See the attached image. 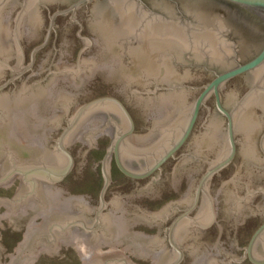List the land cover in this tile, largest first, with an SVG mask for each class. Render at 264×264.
Wrapping results in <instances>:
<instances>
[{"label":"water","instance_id":"95a60500","mask_svg":"<svg viewBox=\"0 0 264 264\" xmlns=\"http://www.w3.org/2000/svg\"><path fill=\"white\" fill-rule=\"evenodd\" d=\"M74 1L25 0L10 15L16 0H0V81L30 60L23 79L0 91V190L23 176L20 192L0 200V264H39L41 255L58 257L63 242L80 264H167L175 253L165 229L192 200L168 229L179 254L171 264L182 259L175 241L182 264H264V46L223 72L250 55L238 49L231 58L218 24L213 42L146 22L142 0H78L55 12ZM216 1L264 25V0ZM78 8L76 22L63 16ZM203 106V139L191 156L154 181H130L174 157ZM203 192L192 224L210 228L190 235L192 224L181 225L174 241Z\"/></svg>","mask_w":264,"mask_h":264},{"label":"flooded vegetation","instance_id":"af4514ba","mask_svg":"<svg viewBox=\"0 0 264 264\" xmlns=\"http://www.w3.org/2000/svg\"><path fill=\"white\" fill-rule=\"evenodd\" d=\"M76 1L78 0H75L74 2H72L71 4H68V5H64V6H57L56 7V11H60V10H64V9H67L68 7H70L73 3H75ZM92 1L94 0H91L89 3H91ZM25 2V0H16V5L13 6L14 8L12 10H10V15H13L16 13V11H18L19 8H21L23 5V3ZM89 3L85 4V5H88ZM25 4V3H24ZM38 5V4H37ZM85 5H82L81 7L79 8H82L84 7ZM47 4H39L38 5V9L40 11H46L48 7H46ZM76 9L73 13H70V14H67V15H63V16H70L71 19L70 21L72 22H76V14H77V11L79 10ZM145 10V12L147 13H144L142 12L141 10L143 9ZM49 9V8H48ZM59 9V10H58ZM54 10V9H53ZM139 10L143 13L144 17H146V20L143 19V21H146V22H151L153 21L154 19L153 18H157V20H154V21H159L161 23H172V24H175V25H181L182 27H184V31L188 32L189 30H191L192 32L191 33H195L196 35L198 36H201L203 35L204 38L206 39H212L213 42H218V37H223L226 39L227 42H229L228 46L232 49V55H231V58H234L236 59L238 56H239V51L238 49L240 50V52L242 53H245V54H249L250 56L247 57L245 60H242V61H237V63L234 65V66H231L229 67L227 70L223 71V72H226L236 66H238L239 64H244L248 61H250L251 59H253L258 53L259 51L262 49V47L264 46V25L261 24L259 21L255 20V19H252L251 17H249L248 15L242 13L240 10H238L236 7L230 5V4H227V3H223V2H220V1H216V0H142V4H141V7L139 8ZM143 10V11H144ZM50 11V9H49ZM139 11V12H140ZM54 12V13H55ZM53 13V14H54ZM90 12L87 11L86 12V16L89 14ZM52 14V15H53ZM120 14V13H119ZM19 16V15H18ZM63 16H59V17H63ZM153 17L152 19H148L147 17ZM58 18V17H57ZM56 18V19H57ZM55 19V21H56ZM9 22L11 21V19L8 20ZM55 23L54 22V29L51 31V33L54 34L55 30H56V26H55ZM218 24V26L220 27V33L221 35L220 36H217V35H214L213 32H210L212 29H214V27ZM49 27V26H48ZM222 28H225L224 30H221ZM48 31V29H47ZM189 33V32H188ZM202 33V34H201ZM47 35V33H46ZM51 35V34H50ZM213 37V38H212ZM46 38V37H45ZM134 37H131V40L133 39ZM50 39V37H49ZM49 41V40H48ZM18 42L20 43V40L18 38ZM48 43V42H47ZM134 44L137 43V41H133ZM32 53V52H31ZM23 54V56H22ZM37 54V53H36ZM17 55H19V57H23L25 56L24 54V51L21 53H17ZM30 59H31V55H30ZM238 59V58H237ZM6 64L4 65H8L7 62H5ZM23 64H25L23 62ZM30 64V60H29V63H27V66L28 67ZM26 67L24 68H20V69H17V70H11L9 75L6 76V80H4V77L1 79L0 81V91H2L6 86H10V85H13V83L15 82H18L20 81L21 79H23V77L21 75H23L25 72H27L28 70L26 71H23ZM210 67H206V65H203L201 68L200 67H197V69H201L203 72L205 73H208L209 71L208 70H211L212 68ZM264 68V67H263ZM18 72H21L20 76H18L16 79H14V81L10 82V79L15 76L16 73ZM221 72V73H223ZM218 73V72H217ZM255 72L253 73H245V74H242L238 77H235L231 80H229L228 82H226L224 85H226L227 83H229L230 81L236 79V78H239V77H242V76H246V75H253ZM214 78V76H213ZM212 78V79H213ZM211 79V80H212ZM210 80V81H211ZM4 81V82H2ZM25 83H28V78L26 80H24ZM209 81V82H210ZM208 82V83H209ZM223 85V86H224ZM155 86V87H154ZM193 86V85H192ZM223 86L221 87L220 89V97H221V93H222V88ZM157 88L158 87V84H153V86H149V88ZM161 87H164V86H161ZM164 88H168V87H164ZM202 88V87H201ZM200 93V89L198 91V94ZM198 96V95H197ZM209 98H213V103H214V107H215V100H214V97L213 96H210ZM208 98V99H209ZM208 99L206 100V103L208 101ZM120 100V99H119ZM121 101V100H120ZM122 102V101H121ZM221 102H222V98H221ZM123 103V102H122ZM205 103V104H206ZM124 104V103H123ZM125 105V104H124ZM223 105V103H222ZM126 106V105H125ZM224 107V105H223ZM127 108V107H126ZM204 106L201 108L200 110V113H199V116H198V119L193 127V130H192V133L191 135L189 136L188 140L186 141V143L183 145V147L175 153L174 157L170 158L161 168L160 171L154 173L152 176L146 178V179H143V180H134V179H131V178H128L126 176H124L123 174H121L119 172V170L117 169L116 165H115V161H114V157L112 156L111 157V160H110V163L113 161V164L115 166V169L121 174L123 175L124 177L128 178L130 181L134 182V181H145V180H152L154 181V177L156 175H158L162 169L168 164L170 163V161H175L176 162V165H179L183 160L184 158L186 157H190L191 156V152L192 150L194 149H197V146L200 144L201 140L203 139V134L201 131H197L198 127H199V122H200V117H201V113H202V110H203ZM225 108V107H224ZM128 109V108H127ZM226 109V108H225ZM216 110V108H215ZM227 110V109H226ZM129 111V110H128ZM217 111V110H216ZM228 111V110H227ZM218 112V111H217ZM218 114H220L218 112ZM221 115V114H220ZM224 119L225 117L223 115H221ZM133 118V117H132ZM226 120V119H225ZM133 121H134V118H133ZM205 123V122H204ZM204 125V124H203ZM203 125L200 127V130L201 129H204L203 128ZM134 133H133V136L130 138V139H135L136 135H135V131H136V123L134 121ZM125 129V128H124ZM123 130V129H122ZM205 130V129H204ZM234 134H235V123H234ZM196 136V137H195ZM195 138V141L193 142V139ZM129 139V140H130ZM128 140V141H129ZM235 140H236V134H235ZM238 143H237V140H236V147H237ZM66 149H67V146H65ZM68 150V149H67ZM237 152H238V148H237ZM237 152H236V155H237ZM184 153V154H183ZM181 154V155H180ZM236 158V156H235ZM234 158V160H235ZM233 160V162H234ZM218 161V160H217ZM153 162V161H152ZM152 162L149 164V165H146L145 169L146 170L147 168L150 167V165L152 164ZM232 162V163H233ZM110 163H109V168H110ZM215 163V162H214ZM213 163V164H214ZM231 163V164H232ZM213 164H211L208 168H210ZM230 164V165H231ZM228 165V166H230ZM227 166V167H228ZM225 167V168H227ZM207 168V169H208ZM224 168V169H225ZM224 169H222L221 171H223ZM130 171V170H129ZM220 171V172H221ZM132 172V171H131ZM142 172V171H141ZM218 172L217 174H215L208 182L206 188L210 185V182L212 181V179L216 176L219 175ZM224 181L221 182V185L220 187L222 188L224 185H226L228 182H227V177H225L223 179ZM216 187H218V180L216 181L215 183ZM197 187V186H196ZM205 188V190H206ZM196 191V189H195ZM205 192V191H204ZM204 192L201 193V196H200V200H199V203H198V206L197 208L189 215L188 219L182 221L178 227L176 228L175 232H174V241H175V233L176 231L178 230V228L181 226V225H185V224H192V222L194 220H196V218H192L191 216L199 209L200 205H201V202H202V198H203V195H204ZM195 195V193H194ZM194 198V196H193ZM193 201V200H192ZM192 201L186 205L185 207L179 209L177 212H175V216L173 215V219L171 220V222H169V226L165 229V232H166V237H167V242H168V245L169 247L171 248V250L175 253V256L173 257V259L171 261H169L167 264H171L173 263L175 260H177L178 258V251H176L174 248H172V246L170 245L169 241H168V229L171 225V223L182 213L184 212L192 203ZM215 209L216 211L218 212V203L216 201V206H215ZM213 220V219H212ZM264 222V220L259 224V226ZM212 224V221L207 224L206 226H203V227H200V226H197L196 224H192L191 227H185V232H188L187 234H190V235H200V231H205L207 230L208 228H210L209 226ZM258 226V227H259ZM257 227V228H258ZM256 228V229H257ZM255 229V230H256ZM254 230V231H255ZM253 231V233H254ZM252 233V234H253ZM251 234V236H252ZM210 235H212V233H210ZM250 236V237H251ZM202 239H204L202 237ZM215 239L216 240V243H217V246H218V234L215 235ZM250 239V238H249ZM249 241V240H248ZM248 243V242H247ZM261 243V242H260ZM258 243V245L260 244ZM175 244L176 246L178 247L179 251L181 252L182 254V259L180 261L179 264H182L185 260V250H183L181 248V246L175 241ZM257 245V247H258ZM256 247V248H257ZM256 251V249H255ZM255 255V253H254ZM256 256V255H255ZM258 258V257H257ZM123 260V259H122ZM244 261H247L249 264H252L247 258L244 257L243 259ZM125 262H127V260L125 259L124 260ZM216 262L218 263V260H216Z\"/></svg>","mask_w":264,"mask_h":264},{"label":"rangeland","instance_id":"374dc122","mask_svg":"<svg viewBox=\"0 0 264 264\" xmlns=\"http://www.w3.org/2000/svg\"><path fill=\"white\" fill-rule=\"evenodd\" d=\"M23 176L0 190V200L12 199L14 192H20ZM58 257L50 258L49 253L39 256V264H80L75 248L66 250V242L56 245ZM35 264V263H33Z\"/></svg>","mask_w":264,"mask_h":264}]
</instances>
